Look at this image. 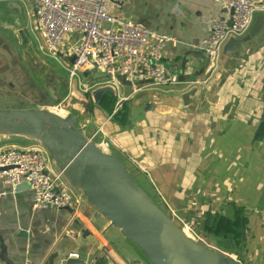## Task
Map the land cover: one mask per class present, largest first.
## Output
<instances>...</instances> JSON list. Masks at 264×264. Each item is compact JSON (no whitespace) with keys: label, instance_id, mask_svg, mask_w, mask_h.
I'll return each mask as SVG.
<instances>
[{"label":"crops","instance_id":"1","mask_svg":"<svg viewBox=\"0 0 264 264\" xmlns=\"http://www.w3.org/2000/svg\"><path fill=\"white\" fill-rule=\"evenodd\" d=\"M112 9L175 37L164 50L171 83H139L134 90L126 80L88 68L70 77V56L54 58L41 49L34 1L0 0V107L56 106L77 114L88 104L90 122L84 132L99 130L98 142L104 136L114 142L109 151L125 156L126 165L136 168L139 185L161 200L180 225L243 264H264V139L257 138L264 115V28L245 40L264 12L255 14L246 32L223 43L215 70L192 58L195 69L183 73L184 53L196 50L189 45L208 35L207 17L220 13L216 0H126ZM75 38L69 35L67 46ZM30 58L37 67L29 66ZM37 69L51 72L49 85L37 77ZM193 88L198 92L185 107L184 95ZM107 95L115 97L112 111L103 106ZM12 145L45 149L37 141L0 136V151ZM49 161L57 170L50 156ZM70 187L78 200L75 208L34 210L30 186L14 190L0 178V264H149ZM235 206L243 208L247 220L241 252L225 249L221 239L205 232L209 214L233 219ZM75 253L78 258L69 256Z\"/></svg>","mask_w":264,"mask_h":264},{"label":"built area","instance_id":"2","mask_svg":"<svg viewBox=\"0 0 264 264\" xmlns=\"http://www.w3.org/2000/svg\"><path fill=\"white\" fill-rule=\"evenodd\" d=\"M33 1L41 49L54 58L61 54L73 57L69 66L70 77L76 76L83 68L99 69L112 75H123L131 81L134 90L138 89L139 83L165 85L173 81L164 50L175 37L113 11L114 6L119 7L126 0ZM216 1L220 13L207 17L208 35L189 45L205 54L211 71L217 66L223 43L231 35L246 32L255 14L264 12V0ZM69 35L76 38L67 46ZM112 143L105 136L99 141L106 150L111 149ZM50 163L45 149L12 145L0 151V178H4L14 190L20 183L27 182L33 191L34 210L51 206L75 208L78 200L69 183L58 170L50 167ZM156 201L166 211L162 201ZM194 237L205 241L201 236ZM223 252L243 264L234 254ZM69 256L78 258L79 254Z\"/></svg>","mask_w":264,"mask_h":264},{"label":"water","instance_id":"3","mask_svg":"<svg viewBox=\"0 0 264 264\" xmlns=\"http://www.w3.org/2000/svg\"><path fill=\"white\" fill-rule=\"evenodd\" d=\"M263 28L264 14H261L255 19L245 40ZM192 58L205 60L208 65V59L201 51L189 49L183 55V73L187 68L195 69L196 64ZM71 61H74L73 57ZM29 65L37 67V60L33 58ZM37 70L44 72V79L49 85L51 72ZM99 76L112 75L110 72H100ZM115 76L132 84L123 75ZM190 76L185 75V79ZM109 90L112 91L111 88ZM197 92L198 89L193 88L186 93L183 106H190L193 103L190 97ZM204 100L199 99V104ZM84 108V112L76 114L69 111L61 115L41 107H0V136H19L39 142L57 170L96 210V214L104 217L110 227L116 228L129 239L149 264H238L223 250L196 239L171 217L139 185L134 176L136 168L126 165L125 156L119 151L112 152L99 145L95 138L99 130L93 134L84 132L90 122L88 104H84ZM23 186L29 187V184L22 182L17 187ZM244 239L245 227L242 229Z\"/></svg>","mask_w":264,"mask_h":264},{"label":"trees","instance_id":"4","mask_svg":"<svg viewBox=\"0 0 264 264\" xmlns=\"http://www.w3.org/2000/svg\"><path fill=\"white\" fill-rule=\"evenodd\" d=\"M114 99V95H107L103 100V106L109 107V110L112 111L115 103ZM257 138L259 140L264 139V116L258 128ZM243 227L247 230V220L243 208L238 206H235V217L233 219L222 214L211 213L205 222V232L210 236L221 239L219 245L229 250H237L244 245L242 240Z\"/></svg>","mask_w":264,"mask_h":264},{"label":"rangeland","instance_id":"5","mask_svg":"<svg viewBox=\"0 0 264 264\" xmlns=\"http://www.w3.org/2000/svg\"><path fill=\"white\" fill-rule=\"evenodd\" d=\"M30 47V50L32 51V53H33V51H35L36 50V48H37V42H36V39L34 38L33 40H32V43H31V45L29 46ZM29 55V54H28ZM27 55V56H28ZM43 57H44V55H42ZM46 58V57H45ZM33 58H30V61H28V64H30V62H31V60H32ZM49 60V62H53L54 60L53 59H49V58H47V61ZM57 64V63H56ZM30 66V65H29ZM38 76L37 77H45L44 76V72H38ZM9 108H16V107H9ZM20 138H23V137H20ZM154 198V197H153ZM215 247H217L218 248V246H215ZM246 248V244L245 245H242L240 248H238V251L239 252H241V251H243L244 249ZM232 254V253H231Z\"/></svg>","mask_w":264,"mask_h":264},{"label":"bare ground","instance_id":"6","mask_svg":"<svg viewBox=\"0 0 264 264\" xmlns=\"http://www.w3.org/2000/svg\"><path fill=\"white\" fill-rule=\"evenodd\" d=\"M51 110L54 111V112H57V113H59L61 115H65L66 114V111L64 109H61V108L56 107V106L51 108Z\"/></svg>","mask_w":264,"mask_h":264}]
</instances>
